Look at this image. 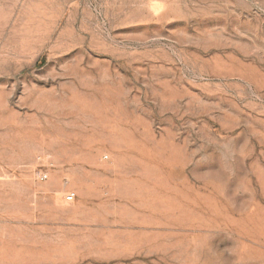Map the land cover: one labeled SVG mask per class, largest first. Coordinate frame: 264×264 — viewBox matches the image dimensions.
<instances>
[{
	"label": "rangeland",
	"instance_id": "obj_1",
	"mask_svg": "<svg viewBox=\"0 0 264 264\" xmlns=\"http://www.w3.org/2000/svg\"><path fill=\"white\" fill-rule=\"evenodd\" d=\"M0 264H264V0H0Z\"/></svg>",
	"mask_w": 264,
	"mask_h": 264
},
{
	"label": "built area",
	"instance_id": "obj_2",
	"mask_svg": "<svg viewBox=\"0 0 264 264\" xmlns=\"http://www.w3.org/2000/svg\"><path fill=\"white\" fill-rule=\"evenodd\" d=\"M44 179H46V175H43V174H40L39 175V180H44ZM73 198H74V195L73 194H70V195H67L66 197H65V201L66 202H72L73 201Z\"/></svg>",
	"mask_w": 264,
	"mask_h": 264
}]
</instances>
